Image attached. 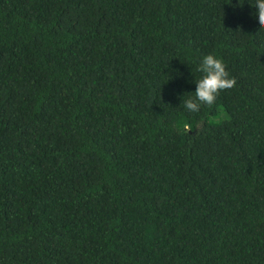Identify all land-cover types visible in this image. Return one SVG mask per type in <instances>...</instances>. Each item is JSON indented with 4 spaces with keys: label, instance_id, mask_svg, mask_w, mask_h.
<instances>
[{
    "label": "trees",
    "instance_id": "trees-1",
    "mask_svg": "<svg viewBox=\"0 0 264 264\" xmlns=\"http://www.w3.org/2000/svg\"><path fill=\"white\" fill-rule=\"evenodd\" d=\"M254 3L0 0V264H264Z\"/></svg>",
    "mask_w": 264,
    "mask_h": 264
},
{
    "label": "clouds",
    "instance_id": "clouds-1",
    "mask_svg": "<svg viewBox=\"0 0 264 264\" xmlns=\"http://www.w3.org/2000/svg\"><path fill=\"white\" fill-rule=\"evenodd\" d=\"M252 5L257 9L260 27H264V0H255ZM197 70L203 76L196 82L194 98L190 97L182 102L190 113H198L203 105L211 107L221 91L232 89L237 83L235 78L229 76L223 60L211 54L202 59Z\"/></svg>",
    "mask_w": 264,
    "mask_h": 264
},
{
    "label": "rangeland",
    "instance_id": "rangeland-1",
    "mask_svg": "<svg viewBox=\"0 0 264 264\" xmlns=\"http://www.w3.org/2000/svg\"><path fill=\"white\" fill-rule=\"evenodd\" d=\"M227 118H228L227 113L223 109H220L218 111V113H216L215 115L211 116L208 121L211 124H214V123H217V122L222 121V120L227 119Z\"/></svg>",
    "mask_w": 264,
    "mask_h": 264
}]
</instances>
